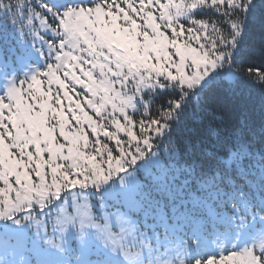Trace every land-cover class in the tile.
Returning <instances> with one entry per match:
<instances>
[{
	"label": "snow or ice",
	"instance_id": "6c2138e0",
	"mask_svg": "<svg viewBox=\"0 0 264 264\" xmlns=\"http://www.w3.org/2000/svg\"><path fill=\"white\" fill-rule=\"evenodd\" d=\"M0 264H264V0H0Z\"/></svg>",
	"mask_w": 264,
	"mask_h": 264
},
{
	"label": "trees",
	"instance_id": "16d2710c",
	"mask_svg": "<svg viewBox=\"0 0 264 264\" xmlns=\"http://www.w3.org/2000/svg\"><path fill=\"white\" fill-rule=\"evenodd\" d=\"M261 46H262L261 36L259 32L257 31L249 37V40L245 46V51L259 53L261 50ZM257 62H259L258 58H257ZM251 103L254 104V106L256 107L257 114H258L259 108H260L259 98L254 97Z\"/></svg>",
	"mask_w": 264,
	"mask_h": 264
}]
</instances>
